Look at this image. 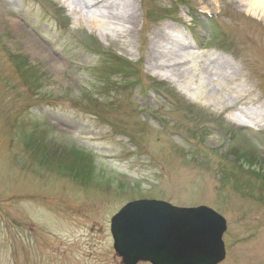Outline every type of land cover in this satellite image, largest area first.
<instances>
[{"label":"rangeland","instance_id":"1","mask_svg":"<svg viewBox=\"0 0 264 264\" xmlns=\"http://www.w3.org/2000/svg\"><path fill=\"white\" fill-rule=\"evenodd\" d=\"M118 4L134 31L104 38L93 10L0 0V264H121L110 220L137 199L212 208L228 223L222 264H264V11ZM167 26L235 71L220 97L245 99L219 110L154 71L151 38Z\"/></svg>","mask_w":264,"mask_h":264},{"label":"water","instance_id":"2","mask_svg":"<svg viewBox=\"0 0 264 264\" xmlns=\"http://www.w3.org/2000/svg\"><path fill=\"white\" fill-rule=\"evenodd\" d=\"M225 230V221L208 208L179 209L158 201L127 205L111 225L123 264H218Z\"/></svg>","mask_w":264,"mask_h":264},{"label":"bare ground","instance_id":"3","mask_svg":"<svg viewBox=\"0 0 264 264\" xmlns=\"http://www.w3.org/2000/svg\"><path fill=\"white\" fill-rule=\"evenodd\" d=\"M59 1L64 2V6L72 8L74 12L93 10L96 17L86 23L91 24L93 29L104 38H108L110 33L115 37H123L131 35L134 31V21L137 19L135 10L130 6L128 14L121 13L117 8L118 2L121 0H72V2L76 1L75 3H70L71 0ZM255 4L264 11V0H255ZM127 9L129 10V7ZM79 19L85 20L82 14L79 15ZM10 24L14 26L16 23L11 21ZM160 32L161 34H155L151 38L150 62L152 65L150 64V67L154 71L166 73L162 78H169L170 75L171 80L181 84L182 89L187 93L192 94L198 100L208 101L219 110L231 107L245 99L243 90L231 91L226 99L220 97L218 89L222 88L221 80L231 77L232 74L235 75L234 70L226 73V61L212 58L211 55L197 53V49H199L197 45L193 46L183 40L178 41L176 37L169 35V32L173 33L172 27L162 28ZM185 38L188 39L186 36ZM177 48L180 49L181 55L176 50ZM159 59L163 60L159 61ZM241 112L250 120L257 119L253 114L248 115ZM231 119L239 125L243 124L238 116Z\"/></svg>","mask_w":264,"mask_h":264}]
</instances>
